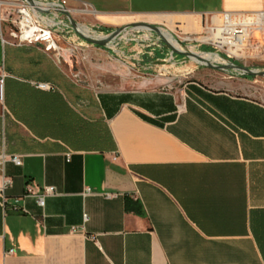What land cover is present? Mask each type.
<instances>
[{
  "label": "crops",
  "instance_id": "0c3cea01",
  "mask_svg": "<svg viewBox=\"0 0 264 264\" xmlns=\"http://www.w3.org/2000/svg\"><path fill=\"white\" fill-rule=\"evenodd\" d=\"M127 1L68 6L101 22L144 16L188 34L219 24L223 12L264 11V0H172L146 12ZM5 40L0 155L21 164L7 160L0 171V185L2 175L10 180L0 264H264L262 102L231 81L140 77L98 89L71 74L63 50ZM28 186L54 193L41 208L24 197Z\"/></svg>",
  "mask_w": 264,
  "mask_h": 264
},
{
  "label": "rangeland",
  "instance_id": "374dc122",
  "mask_svg": "<svg viewBox=\"0 0 264 264\" xmlns=\"http://www.w3.org/2000/svg\"><path fill=\"white\" fill-rule=\"evenodd\" d=\"M77 1L88 2L96 8L101 7L107 10L120 9L128 2L127 0ZM130 4L128 2L129 6ZM133 4L138 5V8L146 12L172 7L174 1L134 0ZM71 17L77 24L85 25L92 31L105 35L129 23L148 22L171 33L174 37L171 43L173 45H181L183 48L194 52L216 53L224 61H231L249 69L264 71V51L258 46L257 36L251 39V46L245 48L241 55L237 56L230 54L226 47L219 48L216 44L203 41L202 38L206 36L205 29L199 33H181L158 23L153 18L144 16L128 20L119 18L113 22H101L93 15L84 12H73ZM58 19L69 23L64 15H59ZM6 29H8L7 24H2L0 34L8 39ZM56 29L59 46L63 49V55L69 63L70 72L83 85L105 90L122 89L128 88L133 81L140 77H145L162 79L167 85L178 86L184 82L194 80L218 88L230 86L229 82L231 81L233 85L230 87L234 88L238 94L247 95L264 104V76H247L241 75L238 71H220L206 67L203 62L199 63L191 56L186 57L172 53L160 37L151 31L128 29L126 33H121L120 36L111 40L107 46H97L85 42L78 35L64 27L59 26ZM214 64L221 65V63Z\"/></svg>",
  "mask_w": 264,
  "mask_h": 264
},
{
  "label": "built area",
  "instance_id": "2783aa9c",
  "mask_svg": "<svg viewBox=\"0 0 264 264\" xmlns=\"http://www.w3.org/2000/svg\"><path fill=\"white\" fill-rule=\"evenodd\" d=\"M31 1L33 4H31L29 0H0V26L2 24H7L8 39H10L12 43L16 45H41L44 51L51 52L54 55H58L63 50L59 46L56 28H59V26L64 27L76 34L70 23H65L63 20L58 19L59 15H63V11L68 12L70 15L73 12L93 14V11L86 8L78 10L71 9L68 6L69 0H48L45 2L42 0ZM37 1H40L44 7L36 5L35 3ZM256 16L261 17L259 24L252 22L255 20ZM52 21L58 24L52 25ZM204 29L206 30V36L213 30H218L224 42L223 47L228 49V46H235L238 48V55H241L245 48L251 46V39L255 36H257L258 46L264 51V11L250 13L223 12L219 24L209 23ZM0 37L3 42H6L2 34H0ZM206 42L215 44L211 40H207ZM233 55L237 54L233 53ZM7 76L8 74L4 66L0 65V105L2 107L4 106L5 79ZM36 87L42 90L52 89L47 83H37ZM7 160L13 162L15 165L21 164L18 156L2 154L0 155L1 172H3V166ZM9 185V178L2 175L0 185V207L2 209L5 208L8 202L4 191ZM89 192V189H86L85 194ZM53 193L54 187L52 186L43 187L41 192H36L32 187L28 186L24 197H34L37 205L43 208L45 197ZM12 209L17 210L19 207L14 203L12 204ZM83 218L84 221H86L87 215H84ZM72 231H74V229ZM13 253L14 251L10 249L6 254L11 255Z\"/></svg>",
  "mask_w": 264,
  "mask_h": 264
},
{
  "label": "water",
  "instance_id": "95a60500",
  "mask_svg": "<svg viewBox=\"0 0 264 264\" xmlns=\"http://www.w3.org/2000/svg\"><path fill=\"white\" fill-rule=\"evenodd\" d=\"M31 2V4H33V2L31 0H29ZM63 15H65L72 27V29L75 31V33L81 38L83 39L85 42H88L92 45H97V46H107V44L115 39L116 37L120 36L121 33L124 30H128V29H145L148 31H151L153 33H155L158 37H160L161 41L167 45L169 47V49L171 50L172 53H176V54H181L184 55L186 57H190L193 56L196 59L204 62V66L209 67V68H213L216 70H220V71H228V70H233V71H238L241 75H247V76H264V71H258V70H253V69H249L243 65H239V64H235L231 61H228V63L226 64H219V65H215L214 63H210L209 61H204L201 57H199L197 54L191 53L190 51H178L176 49H174L172 46H170L165 39L162 38L161 36V31L162 28L153 25L151 23L148 22H144V21H139V22H133V23H129L126 24L122 27L116 28L114 29L111 33L108 34V36L106 38H94V37H90V36H86L84 34H82L81 32H79L76 28V22L73 20V18L71 17V15L68 12L63 11L62 12Z\"/></svg>",
  "mask_w": 264,
  "mask_h": 264
},
{
  "label": "bare ground",
  "instance_id": "6f19581e",
  "mask_svg": "<svg viewBox=\"0 0 264 264\" xmlns=\"http://www.w3.org/2000/svg\"><path fill=\"white\" fill-rule=\"evenodd\" d=\"M36 5H38L39 7H42L44 6L42 3L40 2H36L35 3ZM260 20H261V17H257L255 18L254 21H252L253 23L255 24H259L260 23ZM52 25H55L56 23H54L53 21L51 22ZM76 28L79 32H81L82 34L86 35V36H90V37H94V38H106L108 36L105 35V34H102V33H97V32H94L92 31L91 29H89L87 26L85 25H81V24H76ZM141 30H144V29H141ZM127 30H124L122 33H126ZM167 34V37H166V34ZM161 35L162 37L165 39V41L173 46L174 48L178 49V50H181V51H190L191 53H194V54H197L199 57H201L204 61H209V62H213V63H221V64H226L228 63L227 61H224L223 59L220 58V56L216 53H206V52H194V51H191V50H187L185 48H183L181 45H173L171 44L174 40V37L169 34L167 31L165 32V30H162L161 31ZM203 41H207V40H211L213 41L219 48L220 47H223L224 46V42L219 34V31L218 30H213L208 36L206 37H203L202 38ZM228 50L230 53H236L237 56H238V48H236L235 46H228ZM254 53V52H253ZM256 54V53H255ZM193 57V56H191ZM195 61L201 63L202 61L196 59L195 57H193ZM204 63V62H203Z\"/></svg>",
  "mask_w": 264,
  "mask_h": 264
}]
</instances>
